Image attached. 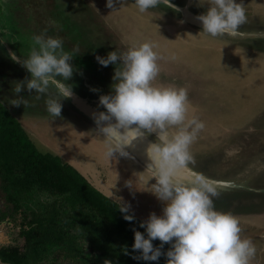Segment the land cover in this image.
<instances>
[{"label":"rangeland","instance_id":"374dc122","mask_svg":"<svg viewBox=\"0 0 264 264\" xmlns=\"http://www.w3.org/2000/svg\"><path fill=\"white\" fill-rule=\"evenodd\" d=\"M170 1L184 4V0ZM236 3L245 7L247 15V21L239 31H264V0H236ZM84 4L80 5V12L84 14L82 21L85 23L81 29L87 32L88 28L92 27L89 22H93L97 16L91 11L90 5ZM191 7L192 11L202 15L207 11L208 0H194ZM159 9L165 13L171 12V15L175 13L171 6L167 8L160 5ZM116 10L118 14L128 15V19H121L123 25L119 23L113 25L119 35L112 40L107 39L109 42L103 44L107 48L106 51L109 50L107 46L112 48V45L132 46L149 41L155 45L154 50L160 57L158 60L160 71L153 82L154 86L186 88L190 105L189 115L198 117L205 124L204 129L199 132L190 146V152L195 159L190 164L193 168L200 169L201 171L197 169L199 172L215 179L244 181L243 186L232 189L233 191L230 189L228 193L218 191L220 197L219 195L213 197L214 207L219 212L231 213L240 218L241 237L250 239L256 247V255L250 264H264V195H259L256 199L258 196L256 193L245 192L254 190V188L250 189L249 185L256 187V176L264 173V158L261 164L249 169L246 166L247 170L238 174L239 162L236 157L229 159L232 155L227 156L229 152H233V156H236L244 147L254 148L255 146H260V155L258 154L257 158L264 156V39L252 41L251 44L257 50L251 48L248 50L245 48L246 43L233 45V43L227 44L222 40L221 42L216 41L201 35L196 30L184 31L182 29L186 27L175 23L164 25L165 28L162 31L165 36H163L155 34L152 31V25L144 24L150 19L143 14H141L143 19L138 17L140 19L138 20L136 16L132 17L129 7ZM151 15L155 22L154 17L158 14L151 13ZM130 20L131 25H126ZM146 30L151 34L144 39L141 32ZM7 38L5 42L9 43ZM76 39L75 42L79 43L78 47L81 48L82 53L78 60L70 61L73 69L84 64L81 60L92 59L91 56L93 57L95 49L93 44L85 42L82 36L75 37L73 40ZM1 47L0 62L4 60L8 62L5 50L3 46ZM66 48L67 46L64 45V50ZM100 51L103 52L104 49ZM179 64L181 67L177 68ZM170 66L172 69L165 71V68ZM182 66L186 68L184 73L178 71ZM70 117L80 122L73 116ZM45 124L44 122L37 124L40 139L33 138L29 135L30 131L25 129L37 150L42 153L59 155L64 162L75 165L93 187L100 190L103 195H109L106 197L122 207L128 208V212L143 222L147 221L152 213L157 216L162 215L164 205L150 188L156 182L151 180L150 176L138 165L132 161L131 164L125 161L123 157L130 161L126 156L114 155L113 158H109L106 155L107 147L100 140L103 138L92 129L89 130L87 125L82 123L86 131L81 132L79 129L82 125L78 126V124L73 129L71 127L68 129L60 122L57 124L56 121L51 122L52 126L47 129ZM63 136L70 142L71 146L68 143L67 147L69 152L62 147ZM224 139L227 140L223 141ZM103 141L106 140L103 139ZM233 141L237 144L230 149ZM238 144L241 147L240 150H238ZM220 149L222 151H219ZM216 151L219 152L215 156ZM246 154L250 155V152L247 151L240 156L244 159ZM212 156L215 158L213 162H210L208 158ZM206 161L209 162L207 166ZM242 199L253 201L247 205L244 202L233 203V201L238 202ZM6 232L5 226L0 225V243L4 241ZM0 264L3 263L0 262Z\"/></svg>","mask_w":264,"mask_h":264},{"label":"clouds","instance_id":"9594fccd","mask_svg":"<svg viewBox=\"0 0 264 264\" xmlns=\"http://www.w3.org/2000/svg\"><path fill=\"white\" fill-rule=\"evenodd\" d=\"M160 5L168 8L170 0H134L139 13ZM106 6L112 8L113 0H107ZM198 19L202 22L203 33L215 38L225 34L236 36L246 23L247 15L245 7L236 0H208L207 11ZM31 39L30 53L23 59V66L31 78L15 82L13 92L17 98L9 103L16 107L27 104V100L18 95L25 88L38 94L54 89V95L49 96L46 104L49 114L57 118L62 110L60 100L72 94V87L65 82L73 75L70 61L79 50L65 51L62 38L46 36L45 33ZM154 49L155 45L144 42L130 46L123 53L114 50L107 53L106 58L96 57L104 67L118 61L122 63V68L115 70L113 76L114 95L100 97V104L107 113H99L95 117L96 123L100 125L114 118L115 128L136 124L138 128L134 132L146 129L156 133L159 140L148 149L151 163L147 171L156 180L150 187L151 192L164 207L162 215L152 213L140 224L144 233L133 230L132 251H139L140 255L132 258L158 261L164 255L166 264H250L256 255V247L250 239L241 237L240 218L215 210L212 199L218 195L215 187L202 178L190 185L175 182L177 172L192 162L190 146L205 124L198 117L189 115L186 88L154 86L160 71V57ZM12 59H16L15 55ZM100 131L105 138L115 140L113 126L102 127ZM121 140L116 141V146L106 145L109 158L116 153L127 155ZM120 210L127 212L128 208L121 207ZM124 218L133 219L128 215ZM155 240L161 242L157 247L153 245ZM165 244L171 247L163 253L161 249ZM125 254H129L127 250ZM105 264L111 262L106 260Z\"/></svg>","mask_w":264,"mask_h":264},{"label":"trees","instance_id":"16d2710c","mask_svg":"<svg viewBox=\"0 0 264 264\" xmlns=\"http://www.w3.org/2000/svg\"><path fill=\"white\" fill-rule=\"evenodd\" d=\"M245 48L257 50L252 44ZM84 95V94H83ZM0 223L18 224L22 245L1 247L3 264H166L133 259L143 222L95 189L57 156L42 153L0 102ZM52 200L43 202L41 197ZM125 215L132 216L131 221ZM18 216L22 221L17 223ZM147 238V237H146ZM153 241L154 247L160 245ZM170 244L161 251L166 253ZM129 254H125V251Z\"/></svg>","mask_w":264,"mask_h":264},{"label":"flooded vegetation","instance_id":"af4514ba","mask_svg":"<svg viewBox=\"0 0 264 264\" xmlns=\"http://www.w3.org/2000/svg\"><path fill=\"white\" fill-rule=\"evenodd\" d=\"M193 1L194 0H184V4H180V3L176 4L173 3L172 1H170V3L181 8L189 4L188 9L195 15L200 16L201 14H197L194 11H192L191 4ZM82 3H85L84 5H90L92 9L91 11H93V14L97 16V19L94 18L93 22H89V25H92V27L88 28L89 30L87 32L86 30L81 29L82 25H85V23H83L82 21V16H84V14L80 12V5ZM106 5H107V0H0V47L2 46L1 40L5 41V38H7L6 36H8L7 38L9 42L8 44L11 47L13 53L23 60L24 58H27V56L30 53L32 47L31 38L34 35L45 33L46 36H51L54 38L55 37L62 38L64 41V45L67 46V48L65 49L66 51H72L74 48H78L79 51L75 54L73 58L74 60H78V57H80L82 52H81V48L78 47L79 43L75 42L77 41V39L76 40L73 39H75V37L79 38L80 36H82V38L85 39V42H89L93 44V46L95 47L93 51L94 55L92 54L93 55V57L91 56L92 59L84 60V61L81 60L84 64L81 65V67L74 68L71 79L69 81H66L65 83H68L72 87V90L74 92H76L78 95L83 97L88 96L90 98L100 99L103 93L105 95H114L112 86L115 83V81L113 80L112 75H114L115 70H119L120 68H122V63L118 61L117 64H109L107 67H104L97 62L96 57L100 56L106 58L105 55L106 53H109V51H114L116 49L117 53L118 52L122 53L130 47L129 45H117V46L112 45V48L107 46L109 48V50L107 51H106L107 49L106 46L104 47V45L107 44V42H109L107 41V39L112 40L114 37L119 35L113 28V25H118V23L120 25H123L121 19L123 18L128 19V15H125L123 13L118 14L119 12L116 9L122 10L129 7L132 11V17L136 16V18L139 17L140 19H143V17H141V14H143L146 18L150 19L147 20V22L144 24L152 25L153 28L152 31H154L155 34L158 33L163 36H165V33L162 31L165 28L164 25L169 24V22H167V19H169L170 22L172 23L175 22H173L171 18H169L168 16H167L168 18L166 17L165 12H162V10L159 9L160 6L154 9H150L146 13H139L136 7L134 6V0H113L112 8H109ZM134 11L136 12L135 15H134ZM174 12L175 13H172V15H175L176 17H180V14L177 11ZM151 13L158 14L154 17L156 20L155 22H153ZM139 18L138 20H140ZM129 24L131 25V20L126 25ZM153 25H155V27H153ZM188 29L192 30L190 28H184L182 30L185 31ZM196 31L201 35H204L210 39L220 41V39L218 38L210 37L204 34L203 31H198V30ZM141 33L144 39H146V37L148 38L151 34L148 32V30ZM227 44H232V43H227ZM233 45H238V44H233ZM100 49H104V51L101 52ZM179 67H181V64L177 65V68ZM170 69H172L171 66L168 67L167 69L165 68V71ZM184 69L186 70V68L182 66V68L179 69L178 71L184 73L185 72ZM179 72L177 73L179 74ZM27 79H28L27 76L24 73L19 72L10 62H6L5 60L2 61V63L0 62V99L4 102L5 105L4 107L8 110L10 115H12L16 119V121L24 129V131L25 129H28L30 131L29 135L33 136V138L35 139L36 138L40 139L39 129L36 128L37 124L40 122L42 123L44 122L46 123L45 126L47 129L48 127L52 126L51 122L54 121H56L57 124H59L60 122L61 125L67 127L68 129L69 127H71L72 129L73 127L76 128L77 127L76 124H78V126L82 125V128L80 129L78 128L79 131L81 132L86 131V128L83 126V124L81 122H76L75 120H72L69 112L66 111L63 107L59 117L55 118L51 116L47 111L46 101L49 98V96L46 93L38 94L35 92H29L25 88L18 95L20 97L25 98L27 100V104L25 105L22 104L19 107H16L13 106L11 103H9L10 100L17 98V94H14L13 92L15 82L25 81ZM100 140L101 143L103 142L105 145H107L106 141H103V139ZM225 140L227 139H224L223 141ZM31 142L33 143L32 140ZM48 142L49 141H46V143ZM233 142L231 143L232 145H230V149H232V147H234V145L237 144L236 142L234 143ZM68 143L70 145V142L67 141V138L63 136L62 147L65 148L66 151H68L67 149V147L69 146ZM82 148L84 149V147ZM240 148L241 147L239 146L238 150H240ZM259 148L260 146H255L254 148L244 147L243 149L240 150L239 153H237L238 155L230 156L229 159L236 157V160L239 162V169L237 170L238 174L239 172H243L247 170L245 169L246 166H248L247 168L249 169L250 167H254V166L256 167L259 163L260 164L262 163L264 156L262 158H257L260 152ZM219 151L222 150L220 149ZM219 151L215 152V156L218 154ZM247 151L250 152V155L246 154L245 158L243 159L240 155ZM54 156L60 158L63 163L71 166L81 176L85 178L83 173L75 165H72L68 162H64L61 156L59 155H54ZM227 156H229V154ZM194 158L196 157L194 156ZM214 158L215 157L212 156L209 157L208 160L210 162H213ZM224 159L226 160L225 155H224ZM207 164H209V162L207 163L206 161L205 165L207 166ZM263 176L264 173H261L260 175L256 176L255 178V181H257L256 187H254L253 185H249L250 189L254 188V190H248L245 192L256 193L258 195L256 196V199L259 197V195L263 196L264 195ZM218 195L220 197V194ZM4 199H5L4 193L0 194V209L2 210L6 205V201ZM41 199L43 202H48L49 200H52V198L46 196L41 197ZM212 199L215 200L214 198ZM253 199L256 200L255 198ZM252 201H253L252 199L250 200L242 199L239 200L238 202L233 201V203L239 204L240 202H244V204L247 205L249 202ZM247 215L250 216V214ZM255 216L258 217V215ZM18 217L19 218H17V223L22 221V217L20 216ZM0 225L5 226V229H7V232L4 236L5 239L4 241H2V243H0V248L23 244V240L20 239L18 236L20 233V227L18 226V224L9 223V221H5V222H1Z\"/></svg>","mask_w":264,"mask_h":264},{"label":"water","instance_id":"95a60500","mask_svg":"<svg viewBox=\"0 0 264 264\" xmlns=\"http://www.w3.org/2000/svg\"><path fill=\"white\" fill-rule=\"evenodd\" d=\"M172 9L177 11L180 14V17H176L171 15L170 12H167V16L173 18V20L186 28H190L192 30L203 31L202 22L198 19V15L192 13L188 8L189 4L184 6L183 8L178 7L172 3H170ZM227 43H248L251 44L252 41L258 39H264V31L261 30H253V31H239L236 36H230L225 34L222 37H215ZM3 44V48L8 58V62L14 65V67L19 71L24 73L28 79L31 78V74L27 72L26 68L23 66V60L16 56L9 44L3 40H1ZM15 55L16 59H12V56ZM48 96L54 95V89H50ZM102 96H105L103 93ZM3 106L4 103L0 101ZM62 107L69 112L71 116L78 119L81 123L87 125L90 129H92L97 135L105 139L108 143L116 146V141L121 139L125 140L127 143L121 140L123 151L127 153L126 157L129 158L133 163L138 165L143 171L146 172L152 179L151 172L147 171L148 166L151 163V160L148 155V149L153 144H158L159 140L156 133H150L146 129H139L138 133L133 130L137 129L138 126L136 124L130 125L127 128H115L116 121L113 118L110 121L101 122L100 125L96 123L95 117L99 115V113L104 112L107 113L106 108L100 104V99L90 98L88 96L83 97L78 95L76 92L72 90L71 96L67 98H62L60 100ZM113 126L115 133V140H111L105 138L104 134L100 131V128ZM197 178H202L208 183L212 184L215 187L216 191H229L230 189H236L243 186L245 183L242 180H233V179H215L209 177L195 168L189 163V165L185 168L180 169L176 176L175 182H179L185 185H190Z\"/></svg>","mask_w":264,"mask_h":264},{"label":"crops","instance_id":"0c3cea01","mask_svg":"<svg viewBox=\"0 0 264 264\" xmlns=\"http://www.w3.org/2000/svg\"><path fill=\"white\" fill-rule=\"evenodd\" d=\"M166 14V13H165ZM167 15V14H166ZM169 17V16H168ZM167 17V18H168ZM169 18H171V17H169ZM169 20V19H168ZM167 20V22H169V23H172V22H170V20L168 21ZM171 20L173 21V22H175L174 20H173V18H171ZM175 24H176V22H175ZM168 26V25H167ZM106 143L108 144V142L106 141ZM114 155H117V156H121V155H119V153H116V154H114ZM123 157V156H122ZM123 159L125 160V161H127V162H129L130 164H131V160L129 161V160H127L125 157H123ZM86 178V177H85ZM97 189V188H96ZM98 190V189H97ZM99 192H101L100 190H98ZM102 193V192H101ZM105 196H109V195H105ZM109 198V197H108ZM136 217V216H135ZM138 218V217H137ZM139 219V218H138ZM141 220V219H140ZM141 221H143V220H141Z\"/></svg>","mask_w":264,"mask_h":264}]
</instances>
